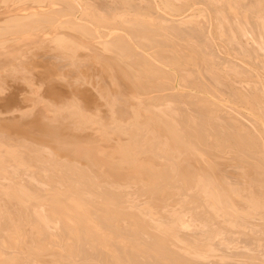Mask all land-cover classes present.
I'll return each mask as SVG.
<instances>
[{
    "label": "rangeland",
    "instance_id": "374dc122",
    "mask_svg": "<svg viewBox=\"0 0 264 264\" xmlns=\"http://www.w3.org/2000/svg\"><path fill=\"white\" fill-rule=\"evenodd\" d=\"M123 263L264 264L263 0H0V264Z\"/></svg>",
    "mask_w": 264,
    "mask_h": 264
},
{
    "label": "bare ground",
    "instance_id": "6f19581e",
    "mask_svg": "<svg viewBox=\"0 0 264 264\" xmlns=\"http://www.w3.org/2000/svg\"><path fill=\"white\" fill-rule=\"evenodd\" d=\"M142 1V0H141ZM252 1V0H251ZM264 1V0H263ZM138 2V1H137ZM151 2V1H150ZM258 2V1H257ZM260 2V1H259ZM47 4V3H46ZM251 4V3H250ZM260 4V3H259ZM253 5V4H252ZM38 9V8H37ZM86 9V8H85ZM73 11V10H72ZM69 12V11H68ZM56 14V13H55ZM86 15V14H85ZM21 16V15H20ZM99 16H100V14H99ZM102 18V17H101ZM135 18V17H134ZM137 18V17H136ZM54 19V18H53ZM110 19V18H109ZM240 19H242V18H240ZM183 20V19H182ZM97 21V20H96ZM101 21V20H100ZM188 21H189V19H188ZM75 24V23H74ZM180 24V23H179ZM238 24V23H237ZM105 25V24H104ZM242 25V24H241ZM249 25V24H248ZM149 26V25H148ZM238 26H240V25H238ZM245 26V25H244ZM131 27V26H130ZM243 27V26H242ZM249 28V27H248ZM134 29V28H133ZM147 29V28H146ZM137 30V29H136ZM140 30V29H139ZM240 30H242V28L240 29ZM245 30V29H244ZM251 30V29H250ZM181 31V30H180ZM249 33V32H248ZM143 34V33H142ZM133 36V35H132ZM247 36V35H246ZM257 36V35H256ZM259 36V35H258ZM257 39V38H256ZM186 48V47H185ZM107 57V56H106ZM140 59V58H139ZM138 63V62H137ZM165 65V64H164ZM121 92V91H120ZM125 95V94H124ZM44 116V115H43ZM46 117V116H45ZM36 122V121H35ZM35 122H33V124L31 125L32 127L34 126V127H37L39 130H41L44 134H46V135H48V136H50V137H52V138H55L57 141H59L60 142V144L58 145L59 147H64L66 150H69V151H71V149H70V147H72V148H77L78 147V145L76 144V143H79V142H70L68 139H66V138H64V135H63V128H64V126H62L61 127V125H59V124H55V123H53V122H51V121H48V120H46V118H43L42 117V119L41 120H39V125L38 124H36ZM11 123V126H13V129H16V132H14L15 134L18 132L17 131V128H19V126H20V124L19 125H17L18 124V122H16V121H11L10 122ZM5 126V125H4ZM22 126V125H21ZM2 128V127H1ZM4 128H7V127H4ZM12 129V130H13ZM28 129V128H27ZM26 129V130H27ZM2 130V129H1ZM4 130V129H3ZM29 130V129H28ZM31 130V129H30ZM10 131V130H9ZM22 131V130H21ZM20 131V132H21ZM28 132V131H27ZM30 133H32V131H29ZM28 132V133H29ZM19 133V132H18ZM24 133H26V132H24ZM21 134V133H20ZM34 134V133H33ZM39 134V133H38ZM24 135V134H23ZM27 135V134H26ZM19 136V135H18ZM10 137V136H9ZM16 137H17V135H16ZM22 137V136H21ZM34 137V136H33ZM33 137H31V138H33ZM19 138V137H18ZM26 138V137H25ZM43 138H45L44 136H43ZM13 139H15V138H13ZM24 139V138H23ZM35 139V138H34ZM27 140V139H26ZM32 140V139H31ZM46 140V139H45ZM44 140V141H45ZM3 141V140H2ZM22 141V140H21ZM34 141V140H33ZM10 142V141H9ZM36 142V141H35ZM36 143H38V142H36ZM66 143L68 144L69 143V146H67L66 145ZM40 144H42V143H40ZM58 148V147H57ZM54 149V148H53ZM59 149V148H58ZM60 150V149H59ZM74 150V149H73ZM13 151V150H12ZM57 151V150H56ZM88 151V150H87ZM94 151V150H93ZM59 152V151H58ZM12 153V152H11ZM19 153H20V151H19ZM14 154V153H13ZM16 154V153H15ZM21 154V153H20ZM23 154V153H22ZM57 155H58V153H57ZM77 155V154H76ZM15 157V156H14ZM13 157V158H14ZM73 157V156H72ZM8 158H10V157H8ZM93 158V157H92ZM91 158V159H92ZM15 159H16V157H15ZM10 160H12V158L10 159ZM17 160V159H16ZM94 161H96L95 159H93ZM99 160V159H98ZM14 161V160H13ZM3 162V161H2ZM89 163V162H88ZM109 163V162H108ZM96 164H98V163H96ZM190 164V163H189ZM113 165V164H112ZM187 165V164H186ZM5 167V166H4ZM110 167V169H111V166H108L107 168H109ZM113 167V166H112ZM185 170H184V176H185V178H187V179H189V180H192V170H191V168L188 166V167H185L184 168ZM175 170V169H174ZM109 171V170H108ZM117 171H118V169H117ZM186 171V172H185ZM114 172V171H113ZM112 172V173H113ZM247 172V171H246ZM115 173V172H114ZM123 173V172H122ZM122 173H120V175L122 174ZM117 174H118V172H117ZM119 175V176H120ZM194 175V174H193ZM123 176H125V175H123ZM122 176V177H123ZM176 177V176H175ZM205 184V183H204ZM195 185V184H194ZM227 190V189H226ZM228 194V193H227ZM227 196V195H226ZM230 196V195H229ZM64 197V196H63ZM225 197V196H224ZM232 197V196H231ZM67 199V198H66ZM231 199V198H230ZM64 201V200H63ZM223 201V200H222ZM228 201V200H227ZM71 204H73L71 201H69ZM76 202V201H75ZM233 202V201H232ZM223 203V202H222ZM227 205V204H226ZM90 206H92V205H90ZM228 206V205H227ZM216 207V206H215ZM89 208V207H88ZM92 208H93V206H92ZM227 208V207H226ZM58 209V208H57ZM79 210V209H78ZM89 210H91V209H86V211H89ZM220 210V209H219ZM15 211H17V210H15ZM52 211H54V210H52ZM69 212V211H68ZM221 212V211H220ZM228 212V211H227ZM54 213H56V211L54 212ZM232 213V212H231ZM57 214H59V213H57ZM76 214H78V213H76ZM56 215V214H55ZM85 215V214H84ZM91 215V214H90ZM93 215V214H92ZM58 216V215H57ZM71 216V215H70ZM77 216V215H76ZM67 217V216H66ZM74 217H75V215H74ZM87 217H89V215L87 216ZM86 217V218H87ZM90 217H92V216H90ZM243 217V216H242ZM241 217V218H242ZM97 219V218H96ZM254 219V218H253ZM88 220H90L89 218H88ZM94 220V219H93ZM76 221V220H75ZM90 221H92V219L90 220ZM95 221V220H94ZM93 221V222H94ZM70 222V221H69ZM79 224V223H78ZM84 225H86V224H84ZM73 230V229H72ZM260 230V229H259ZM103 238V237H102ZM106 239V238H105ZM112 239V238H111ZM110 239V240H111ZM247 240V239H246ZM250 240V239H249ZM106 241V240H105ZM109 241H107V245L106 246H108L109 245V243H108ZM252 244V243H251ZM255 247V246H254ZM250 249V248H249ZM114 250V249H113ZM249 251V250H248ZM249 254V253H248ZM109 255V254H108ZM242 255V254H241ZM247 255V254H246ZM254 255V254H253ZM262 255V254H261ZM107 256V255H106ZM249 256V255H248ZM81 257V256H80ZM109 257V256H108ZM249 257H251V256H249ZM115 260V259H114ZM127 260V259H126ZM124 264V263H123Z\"/></svg>",
    "mask_w": 264,
    "mask_h": 264
}]
</instances>
